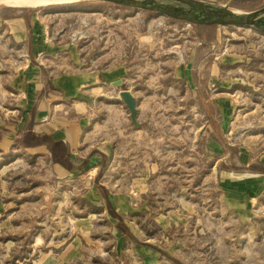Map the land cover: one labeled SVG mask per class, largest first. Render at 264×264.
<instances>
[{"label":"rangeland","instance_id":"obj_1","mask_svg":"<svg viewBox=\"0 0 264 264\" xmlns=\"http://www.w3.org/2000/svg\"><path fill=\"white\" fill-rule=\"evenodd\" d=\"M28 2L0 3V119L5 116L9 120L14 114L10 107L20 97L14 89L25 83L20 73L29 72L31 57L26 43L23 46L11 40L4 18H22L30 31L40 27L33 40L51 45L37 54L38 61L52 74L117 64L134 71L145 66L164 72L169 68H164L162 61L185 60L195 47L201 60L208 54L215 64L213 71L198 67L202 77L196 143L191 146L186 142L187 128L174 126L178 121L169 114L160 122L167 125L164 127L171 142L149 147V152L159 149L164 155L157 161L162 169L152 170L151 186L144 194L142 169H128L130 158L112 165L116 169L105 167L98 179L109 187L117 181L134 193L128 211L120 214L116 222L112 219L122 232V244L111 232L112 222L105 218L114 206L86 205L75 194L67 196L72 199V216L78 207H86L88 214L102 215L90 221L86 251L77 264H145L141 251H135L134 246L159 250L160 264H264V188L259 189L264 187V31L231 25L188 26L184 20L99 0ZM262 6L264 0H237L229 9L251 11ZM236 55H242L243 61L226 64L229 56L234 59ZM120 92L114 96L124 103ZM172 96H164L163 102ZM150 132L161 133L157 129ZM0 161L10 160L4 157ZM25 164L18 162L17 170L11 172L14 194L25 192L26 196L40 198L49 192L56 203L62 200L68 187L43 190L50 178L25 168ZM133 179L137 187L132 191ZM224 181H239L253 188L252 194L242 199L249 203L244 213L238 206L226 205L221 185ZM27 185L30 187L22 190ZM229 203L238 205V200ZM2 256L0 250V264Z\"/></svg>","mask_w":264,"mask_h":264},{"label":"crops","instance_id":"obj_2","mask_svg":"<svg viewBox=\"0 0 264 264\" xmlns=\"http://www.w3.org/2000/svg\"><path fill=\"white\" fill-rule=\"evenodd\" d=\"M199 1L234 7L237 0ZM3 23L14 44L24 46L26 43L31 57L29 72L20 73L25 83L13 87L20 96L19 102L10 107L14 114L9 120L5 116L0 119V160L4 157L10 160L0 161L2 261L3 264H77L86 251L84 244L91 232L90 221L102 215L88 214L86 207L83 210L78 207L77 214L72 216V199L67 196L75 194L78 200L96 207L114 206V210L109 208L111 213L105 218L112 222L111 232L118 244H122V232L112 219L116 222L120 214L128 211L134 193L117 181L109 187L98 179L105 167L110 165L116 169L112 165L130 158L132 164L127 165L128 169H142L141 193L144 194L151 186L150 174L155 172L152 170L162 169L157 161L164 155L159 149L149 152V147L153 144L163 147L171 142L172 137L165 129L167 125L160 122L162 117L168 119L169 114L173 115L171 119L178 121L174 126L187 128L186 142L191 146L196 143L199 135L196 126L198 88L202 77L198 67L213 71L215 64L208 54L201 56V60L195 47L185 60L171 63V59L166 58L162 61V66L170 71H156L145 66L134 71L129 66L117 64L105 69L52 74L41 68L38 61L37 54L51 45L48 41L35 43L33 40L40 27L30 31L24 27L22 18L16 16L10 20L4 18ZM230 58L226 59L228 65L243 61L242 55ZM125 88L136 99L134 118L114 96ZM172 94L171 100L163 102L164 96L167 99ZM103 99L105 102L101 101ZM154 129L161 133H151ZM261 160L264 163V156ZM21 161L27 163L25 168L47 174L50 182L43 190L59 191L68 187L62 200L56 203L49 192L40 198L26 196L25 192L14 194L10 175ZM135 181L131 183L132 191L137 187ZM221 185L226 205L238 206L239 212L244 213L248 201L242 199L249 197L253 188L248 189L249 185L239 181H224ZM28 187L30 185L18 189ZM234 199L238 200V205H230ZM134 250L141 251L145 264H160L159 250L148 246H134Z\"/></svg>","mask_w":264,"mask_h":264},{"label":"water","instance_id":"obj_3","mask_svg":"<svg viewBox=\"0 0 264 264\" xmlns=\"http://www.w3.org/2000/svg\"><path fill=\"white\" fill-rule=\"evenodd\" d=\"M126 5L153 14L184 20L196 25H231L264 31V6L251 11L229 9L228 4L214 6L199 0H99ZM132 118L136 115V99L127 89L120 92Z\"/></svg>","mask_w":264,"mask_h":264},{"label":"bare ground","instance_id":"obj_4","mask_svg":"<svg viewBox=\"0 0 264 264\" xmlns=\"http://www.w3.org/2000/svg\"><path fill=\"white\" fill-rule=\"evenodd\" d=\"M5 1H8V0H0V3L5 2ZM28 1L33 3V4H41V3L51 2V1L54 2V1H58V0H28ZM28 1L26 0V2H28ZM70 1H73V0H70Z\"/></svg>","mask_w":264,"mask_h":264},{"label":"trees","instance_id":"obj_5","mask_svg":"<svg viewBox=\"0 0 264 264\" xmlns=\"http://www.w3.org/2000/svg\"><path fill=\"white\" fill-rule=\"evenodd\" d=\"M92 0H84V2H90ZM109 3H112V4H115L116 6L118 7H122V8H130L126 5H122V4H117V3H113V2H109ZM200 26H203V27H214L215 25H200Z\"/></svg>","mask_w":264,"mask_h":264},{"label":"built area","instance_id":"obj_6","mask_svg":"<svg viewBox=\"0 0 264 264\" xmlns=\"http://www.w3.org/2000/svg\"><path fill=\"white\" fill-rule=\"evenodd\" d=\"M187 25L189 26V23H188ZM16 262H18V260H17ZM20 263H21V262H20Z\"/></svg>","mask_w":264,"mask_h":264}]
</instances>
